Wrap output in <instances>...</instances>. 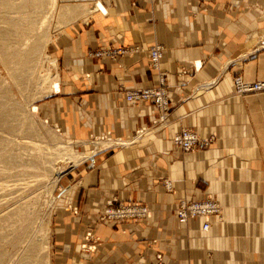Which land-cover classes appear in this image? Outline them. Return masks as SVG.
<instances>
[{
    "label": "crops",
    "instance_id": "obj_1",
    "mask_svg": "<svg viewBox=\"0 0 264 264\" xmlns=\"http://www.w3.org/2000/svg\"><path fill=\"white\" fill-rule=\"evenodd\" d=\"M56 6L59 25L48 54L58 90L42 102L43 111L88 156L93 136L129 139L147 128L130 144L95 153L91 166L86 159L72 169L70 191L60 198L58 211L68 215L56 219L57 243H72L77 253L89 225L97 241L86 264H151L155 253L163 264H264V91L237 95L231 86L234 74L264 79V0H56ZM152 44L162 46L158 72L170 104L163 126L153 124L155 110L122 94L157 83L147 60ZM119 46L130 51L115 59L85 54ZM181 127L211 142L182 153L171 142ZM205 195L218 202L219 218H207L206 231L199 218L178 224V200ZM111 196L141 202L149 212L125 226L98 223L97 211Z\"/></svg>",
    "mask_w": 264,
    "mask_h": 264
},
{
    "label": "rangeland",
    "instance_id": "obj_2",
    "mask_svg": "<svg viewBox=\"0 0 264 264\" xmlns=\"http://www.w3.org/2000/svg\"><path fill=\"white\" fill-rule=\"evenodd\" d=\"M19 3L22 8L14 5ZM0 4V264H55V259L56 264H86L91 251L80 244L89 225L75 254L72 243L55 240L56 219L68 215L58 211L60 198L70 191L65 182L89 154L41 106L58 79L48 54L59 25L56 0Z\"/></svg>",
    "mask_w": 264,
    "mask_h": 264
},
{
    "label": "built area",
    "instance_id": "obj_3",
    "mask_svg": "<svg viewBox=\"0 0 264 264\" xmlns=\"http://www.w3.org/2000/svg\"><path fill=\"white\" fill-rule=\"evenodd\" d=\"M130 51V48L119 46L112 48H95L86 51L87 57L106 56L109 59L124 56ZM162 54V46L152 44L147 48V60L150 68L157 72V83L147 87L130 88L122 92L123 98L127 103L138 104L145 103L156 111L157 118L153 124L163 126L167 113L170 110L168 91L163 75L158 72L159 60ZM197 68V67H194ZM180 72H183L179 69ZM232 91L237 95H246L249 93H260L264 91V79L244 80L239 74L231 77ZM147 128L142 126L133 131L129 139H123L119 136L111 137L107 134L93 136L90 139L92 143L91 153L86 158L88 166L93 164L92 156L103 149L127 145L138 139ZM211 137H201L195 130L188 127H181L171 136V142L182 153H192L207 148L211 142ZM97 146V147H95ZM161 185L165 189H170V182L162 180ZM149 212L147 205L129 200H119L111 196L107 199L102 207L97 211L96 221L98 223H121L124 226L132 222L143 220ZM221 207L218 202L209 195L197 198L182 197L178 200L175 208V220L178 224H183L188 218L201 219L200 229L206 231L210 222L206 220L209 217L219 218ZM84 244H80L81 249L91 251L97 238L92 237L89 231L83 235ZM89 245L85 244L87 242ZM87 245V246H85ZM151 264H163L161 255L155 253Z\"/></svg>",
    "mask_w": 264,
    "mask_h": 264
},
{
    "label": "bare ground",
    "instance_id": "obj_4",
    "mask_svg": "<svg viewBox=\"0 0 264 264\" xmlns=\"http://www.w3.org/2000/svg\"><path fill=\"white\" fill-rule=\"evenodd\" d=\"M2 1V0H1ZM10 2V1H9ZM54 2V1H53ZM4 3H6V1L4 2ZM10 4V3H9ZM8 4V5H9ZM1 5V4H0ZM14 5H18V6H16L17 8H19V7H21L22 6V3H19V4H14ZM4 6V5H3ZM17 8H16V10H17ZM22 8V7H21ZM42 8V7H41ZM36 9V8H35ZM21 10V9H20ZM22 11V10H21ZM9 20V19H8ZM15 28V27H14ZM6 29V28H5ZM3 31H4V29H3ZM18 31V30H17ZM11 32V31H10ZM6 34V33H5ZM0 36H4V34L2 35L1 33H0ZM37 47H39L40 48V46H37ZM41 49H36V50H34V48L32 49H30V52H34V51H40ZM30 55H31V53H29ZM18 55V54H17ZM197 63H199L198 61L196 62V65H199V64H197ZM31 70V69H30ZM28 72V71H27ZM31 72H33V70L31 71ZM28 74V73H27ZM16 78V77H15ZM17 79L18 80H24V75H21V74H19L18 76H17ZM48 79V78H47ZM17 81V80H16ZM15 81V82H16ZM38 82V81H37ZM26 85V84H25ZM45 85V84H44ZM56 87H57V84H54L53 82L51 83V91L52 92H55V91H57V89H56ZM43 88V87H42ZM12 111V110H11ZM10 111V112H11ZM5 115H7V114H5ZM1 118V117H0ZM3 123V122H2ZM60 169H62V168H60ZM55 173H56V175H58V177H59V174L61 173V170L60 171H55ZM63 192H62V194L61 195H64L65 194V192H66V189H64V190H62ZM21 208V207H20ZM21 210V209H20ZM23 213V212H22ZM8 234V233H7ZM2 235V234H1ZM9 240V239H8ZM7 241V240H6ZM8 242V241H7ZM75 264H78L77 262H75Z\"/></svg>",
    "mask_w": 264,
    "mask_h": 264
}]
</instances>
